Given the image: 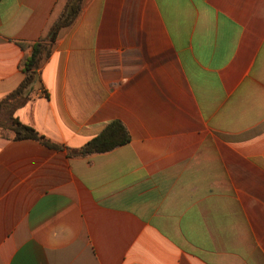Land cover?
<instances>
[{"label":"crops","instance_id":"0c3cea01","mask_svg":"<svg viewBox=\"0 0 264 264\" xmlns=\"http://www.w3.org/2000/svg\"><path fill=\"white\" fill-rule=\"evenodd\" d=\"M62 1L0 0V264H264V0H84L5 101Z\"/></svg>","mask_w":264,"mask_h":264},{"label":"trees","instance_id":"16d2710c","mask_svg":"<svg viewBox=\"0 0 264 264\" xmlns=\"http://www.w3.org/2000/svg\"><path fill=\"white\" fill-rule=\"evenodd\" d=\"M83 4L84 0H63L58 15L53 19L48 32L44 36L32 43H18L22 50H29L20 65L23 79L14 91L6 95L5 101L11 98H22L31 91L40 68L50 56L52 44L58 31L61 28L71 26L75 22L81 13ZM10 129L14 140L34 139L50 148H63L61 145L39 134L32 126L23 124L16 119L13 120ZM129 139L127 129L122 122L113 120L97 136L91 138L79 148L74 150L68 148L67 151L69 155L78 156L103 153L126 144Z\"/></svg>","mask_w":264,"mask_h":264},{"label":"rangeland","instance_id":"374dc122","mask_svg":"<svg viewBox=\"0 0 264 264\" xmlns=\"http://www.w3.org/2000/svg\"><path fill=\"white\" fill-rule=\"evenodd\" d=\"M8 127V120L6 119V116L3 117L1 116L0 117V133L3 134V135H11V132L10 130L7 129Z\"/></svg>","mask_w":264,"mask_h":264}]
</instances>
